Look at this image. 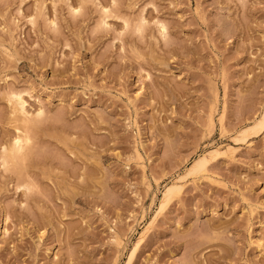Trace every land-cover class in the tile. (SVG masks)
<instances>
[{
  "label": "rangeland",
  "instance_id": "374dc122",
  "mask_svg": "<svg viewBox=\"0 0 264 264\" xmlns=\"http://www.w3.org/2000/svg\"><path fill=\"white\" fill-rule=\"evenodd\" d=\"M128 263L264 264V0H0V264Z\"/></svg>",
  "mask_w": 264,
  "mask_h": 264
},
{
  "label": "bare ground",
  "instance_id": "6f19581e",
  "mask_svg": "<svg viewBox=\"0 0 264 264\" xmlns=\"http://www.w3.org/2000/svg\"><path fill=\"white\" fill-rule=\"evenodd\" d=\"M162 26H163V28H166L164 25H162ZM21 93L22 92L15 91L12 93V95L10 94L11 97H9L10 98L9 101L12 102L11 103V108H12L11 110H12V113L15 117L14 119L20 123V126H18V125L15 126L17 128V131H18L16 138L14 139V141H12L13 142V143H11L12 145L9 143L11 146L8 147L7 146L8 144L6 145L7 147L4 146V151H3L4 153L2 154L3 156L1 155L2 161H3V164H1V166L3 165L2 167H4L6 171L11 170V169H9V167L10 166L12 167V165H13V167L18 166V168H19V162H22L25 159H26L25 162H27V158H26L27 155H31V154H27V152L29 151V150L27 151V149L31 148V147H28L31 143V136H30L31 133L30 132H32L31 130L33 129L34 122L36 121V120H34L33 117L34 116H35V118H36V116H37V118L41 117L44 113V111L41 109L38 112L36 111L37 112L36 114L30 113L29 109L26 106L27 102ZM14 168H12V169H14ZM20 169H22V167ZM26 173H25V175H27ZM22 174H23V172L21 173V175ZM21 175H20V177L19 176H17V177H19L21 179ZM23 177L25 178V176H23ZM19 178H17V179H19ZM24 178H22V179H24ZM21 181H19V182H21ZM19 184L20 185L22 184L23 186L25 184L26 185L25 187H27L30 183L26 184V178H25L24 184H23V182L19 183Z\"/></svg>",
  "mask_w": 264,
  "mask_h": 264
}]
</instances>
